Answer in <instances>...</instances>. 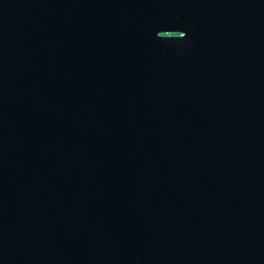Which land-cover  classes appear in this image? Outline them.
<instances>
[{"label":"water","instance_id":"95a60500","mask_svg":"<svg viewBox=\"0 0 264 264\" xmlns=\"http://www.w3.org/2000/svg\"><path fill=\"white\" fill-rule=\"evenodd\" d=\"M0 264H264V0H0Z\"/></svg>","mask_w":264,"mask_h":264}]
</instances>
